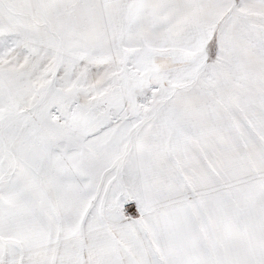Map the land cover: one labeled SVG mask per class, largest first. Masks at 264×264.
Listing matches in <instances>:
<instances>
[{"label":"snow or ice","instance_id":"obj_1","mask_svg":"<svg viewBox=\"0 0 264 264\" xmlns=\"http://www.w3.org/2000/svg\"><path fill=\"white\" fill-rule=\"evenodd\" d=\"M0 264H264V0H0Z\"/></svg>","mask_w":264,"mask_h":264}]
</instances>
